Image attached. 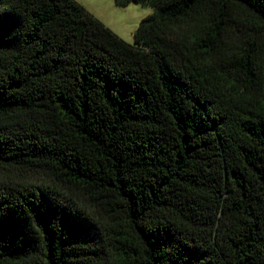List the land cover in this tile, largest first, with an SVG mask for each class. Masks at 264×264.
<instances>
[{
  "label": "trees",
  "instance_id": "1",
  "mask_svg": "<svg viewBox=\"0 0 264 264\" xmlns=\"http://www.w3.org/2000/svg\"><path fill=\"white\" fill-rule=\"evenodd\" d=\"M0 0V264H264V0Z\"/></svg>",
  "mask_w": 264,
  "mask_h": 264
},
{
  "label": "rangeland",
  "instance_id": "2",
  "mask_svg": "<svg viewBox=\"0 0 264 264\" xmlns=\"http://www.w3.org/2000/svg\"><path fill=\"white\" fill-rule=\"evenodd\" d=\"M77 1L128 44H134V33L141 20L155 12L153 7L137 2L117 6L114 0Z\"/></svg>",
  "mask_w": 264,
  "mask_h": 264
}]
</instances>
